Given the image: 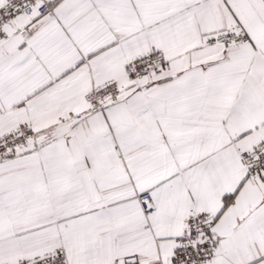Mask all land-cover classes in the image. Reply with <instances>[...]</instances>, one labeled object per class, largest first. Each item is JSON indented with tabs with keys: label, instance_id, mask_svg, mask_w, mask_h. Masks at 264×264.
<instances>
[{
	"label": "snow or ice",
	"instance_id": "snow-or-ice-1",
	"mask_svg": "<svg viewBox=\"0 0 264 264\" xmlns=\"http://www.w3.org/2000/svg\"><path fill=\"white\" fill-rule=\"evenodd\" d=\"M0 264H264V0H0Z\"/></svg>",
	"mask_w": 264,
	"mask_h": 264
}]
</instances>
